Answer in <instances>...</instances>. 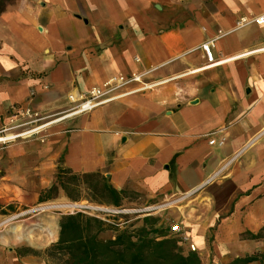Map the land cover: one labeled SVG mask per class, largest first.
<instances>
[{
	"label": "crops",
	"instance_id": "0c3cea01",
	"mask_svg": "<svg viewBox=\"0 0 264 264\" xmlns=\"http://www.w3.org/2000/svg\"><path fill=\"white\" fill-rule=\"evenodd\" d=\"M263 13L264 0L9 5L0 14V132L15 108L62 114L71 95L114 77L157 85L60 121L46 144L0 142V208L50 186L60 154L75 174L170 201L204 263L264 251V237L252 236L264 229V25L240 23ZM210 41L212 62L202 49ZM29 249L0 245V264H47Z\"/></svg>",
	"mask_w": 264,
	"mask_h": 264
},
{
	"label": "trees",
	"instance_id": "16d2710c",
	"mask_svg": "<svg viewBox=\"0 0 264 264\" xmlns=\"http://www.w3.org/2000/svg\"><path fill=\"white\" fill-rule=\"evenodd\" d=\"M16 0H0V14ZM72 173L71 176L67 175ZM69 176V177H68ZM56 180L75 202L84 199L74 198L80 195L83 188L99 198L90 201L98 205L124 208L125 200L131 193L125 189H117L100 173L75 174L69 168L59 167ZM155 203V202H152ZM143 213H105L89 210H77L62 215L59 226V239L46 249V258H55L58 264H130V257H138L149 249H158L153 260L143 264H204L196 251L184 252L174 234L169 229L155 227L156 217H142L143 224L137 229H130L127 223L130 217H139ZM113 232L112 238L104 235ZM152 233L155 235L153 236ZM253 238L264 237V229ZM38 256L44 252L29 249ZM44 257V256H43ZM264 264V251L244 257H238L226 264Z\"/></svg>",
	"mask_w": 264,
	"mask_h": 264
},
{
	"label": "rangeland",
	"instance_id": "374dc122",
	"mask_svg": "<svg viewBox=\"0 0 264 264\" xmlns=\"http://www.w3.org/2000/svg\"><path fill=\"white\" fill-rule=\"evenodd\" d=\"M66 114L68 113L65 112L62 114H56L55 116L42 117L38 113L37 114L34 113V116L32 118L33 122L31 124H29L25 128L18 129L17 131L13 130L12 132H9V133L11 134L13 132H20L25 129H34L36 127H39L41 125L48 123L49 121L55 118L61 117ZM59 124L60 122L57 124H53L52 126H47L46 128H43L41 132L34 134L32 137H29V138L20 137L14 141L3 143V145H11L21 139L38 140L46 144L47 140L52 137L54 128ZM0 135L4 136L5 133H0ZM56 162H57V169L52 173L50 186L46 187L44 190L40 191L38 194L37 193L34 194V199H32L27 204L24 202L18 201V202H14L10 205L5 206V208H0V222L5 220L6 218H13L9 222L2 223L0 225V245H3V244L8 245L9 243H12V242L18 243V244L19 243H30L34 245V250L44 252L42 254L44 257L43 256L41 257L44 258L47 264H48V259L46 258L47 256H46L45 251L47 248H49L52 244L57 242V240L59 239L60 226H59L57 239L52 240L50 242L42 241L46 234L44 230V226H45L44 224L46 220L50 218H55L57 220V223L59 224V221L62 215L78 210V208L75 207V205L76 203H79V202L73 201V199L67 195L66 191L60 186V184L56 180V173H57L58 168L59 167L66 168L63 164V158L60 154L56 157ZM67 175L71 176L72 173H68ZM74 198L84 199V201H82L81 204L89 203L92 200L97 201L99 199L95 197L94 195H92L91 193H89L85 188L82 189L80 195H78V193H74ZM169 202L170 201H164V200H160V201L158 200L155 203L148 202L146 199H144L143 197H140L135 192V193H131L129 197L126 198L124 208L134 210V209H141V208L143 209V207H145L146 205H152V204L160 206L158 209L150 212V214H153V216L151 217H156L158 219L155 224V227H158L159 229L167 231L171 223H180L179 220L174 218V216L170 213L172 210L174 209L176 210L177 208L175 206L174 207L169 206ZM91 203L92 202H90V204ZM46 204H56V205L63 204V207L56 206L50 209H42V206ZM93 204H96V203H93ZM142 217L144 216L141 215L139 217L140 219H137L138 217H130L127 221L124 219H120L119 221L122 224L124 222L127 223V226L129 225L130 229H137L143 224L141 220ZM180 224L182 225V223ZM13 227L17 228L18 233L21 236H23L22 238L20 239L17 238V234H15V232L13 231ZM111 234H113V232L109 231L104 235V237L106 238L110 237ZM152 235L154 236L155 234L152 233ZM175 239L179 241L178 244L183 248L185 253H187L188 251H196L200 255V252H202V249L196 250L197 248L196 246L194 250L191 246L192 244L189 242V239L186 238V236L184 235L183 236L176 235ZM207 242H208L207 247L211 248L213 239L210 238ZM157 250L158 249L156 248L149 249L138 257H134V256L130 257L132 261L130 262V264H143L144 262L153 260L155 258V254ZM49 260H50L49 264H58V261L55 258L49 257ZM204 264H208V263L205 262Z\"/></svg>",
	"mask_w": 264,
	"mask_h": 264
},
{
	"label": "built area",
	"instance_id": "2783aa9c",
	"mask_svg": "<svg viewBox=\"0 0 264 264\" xmlns=\"http://www.w3.org/2000/svg\"><path fill=\"white\" fill-rule=\"evenodd\" d=\"M255 22L258 25H264V13L261 15H256L253 16L252 18H248L246 16L242 17L240 20V23L243 25H246L248 23ZM213 47H214V42L210 41L207 43H204L202 45V49L204 50L206 57L210 62L214 60L213 56ZM137 60H139L137 58ZM140 84L141 86L125 91L130 85L132 84ZM157 85V83H145L143 80V75L142 74H137L133 73L129 76H118L111 78L107 81H105L102 85L93 87L88 93L84 95H79V96H70V99L73 103V106L67 113H74L73 116L79 115V114H84V113H89L96 109L99 106L105 105L106 103L120 99L127 94H131L133 92H136L138 90H144V89H152ZM67 115V114H66ZM33 116L34 113L30 108L23 109L22 107L15 108L14 114L12 116V119L10 121V125L5 127L0 133H5V137H8L10 134L9 132L17 131L18 129L23 128L24 126H28L33 122ZM72 117V116H71ZM24 127V128H25ZM31 130L33 129H25L20 132H13L10 134L11 138L6 139L4 141H0L2 143H7L14 141L20 137L23 138H29L32 137L34 134H37L35 132H32ZM81 202L76 203L75 207L78 208V210H89L92 212H105V213H143V216L149 215L150 212L158 209L160 206L157 205H146L143 207V209H126V208H114V207H109V206H103V205H98V204H93L90 202L89 203H84L81 204ZM77 211V210H76ZM75 212V211H73ZM170 230L171 233L176 235H182L184 228L180 223H171L170 224ZM185 238V237H184ZM192 248L194 249L195 246L192 244ZM195 250V249H194Z\"/></svg>",
	"mask_w": 264,
	"mask_h": 264
},
{
	"label": "bare ground",
	"instance_id": "6f19581e",
	"mask_svg": "<svg viewBox=\"0 0 264 264\" xmlns=\"http://www.w3.org/2000/svg\"><path fill=\"white\" fill-rule=\"evenodd\" d=\"M259 50H260V51H264V48L262 47V48H260ZM250 53H251V52H250ZM247 54H248V53H247ZM223 62H226V60L223 61ZM220 63H221V62H220ZM73 115H74V113L70 112V113H68L67 115H63V116H61V117L55 118V119L49 121L48 123H46V124H44V125H41V126H39V127H36V128H34L33 130H31V131H32V132H35V133H39V132H41V131L43 130V128H46L47 126H52L53 124H57V123H59L60 121L66 119V118H68V117H71V116H73ZM9 138H11L10 134L8 135V137H5V135H4V136H1V135H0V141H4V140L9 139ZM56 206L63 207V204H60V205H56V204H46V205H43V206H42V209H50V208H53V207H56ZM64 207H65V206H64ZM66 207H68V206H66ZM11 219H13V218H6V219L3 220L2 222H0V225H1L2 223L9 222ZM44 225H45V226H44V230H45V233H46V234H45V236H44V238H43L42 241L50 242V241H52V240L57 239V237H58V231H59V224L57 223V220H56L55 218H50V219L46 220V222H45ZM13 231L15 232V234H17V238L20 239V238L23 237V236H21V235L18 233V230H17L16 227H13ZM27 239H29V238H27Z\"/></svg>",
	"mask_w": 264,
	"mask_h": 264
}]
</instances>
